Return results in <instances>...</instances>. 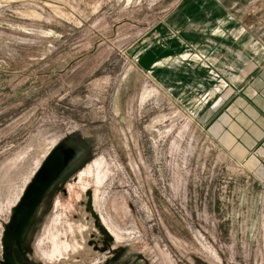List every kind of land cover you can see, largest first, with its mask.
Instances as JSON below:
<instances>
[{
  "label": "rangeland",
  "instance_id": "1",
  "mask_svg": "<svg viewBox=\"0 0 264 264\" xmlns=\"http://www.w3.org/2000/svg\"><path fill=\"white\" fill-rule=\"evenodd\" d=\"M263 25L264 0H0V260L27 186L78 133L90 158L42 206L33 260L264 264L263 187L200 124L215 42L250 54ZM87 188L114 236L104 251Z\"/></svg>",
  "mask_w": 264,
  "mask_h": 264
},
{
  "label": "crops",
  "instance_id": "2",
  "mask_svg": "<svg viewBox=\"0 0 264 264\" xmlns=\"http://www.w3.org/2000/svg\"><path fill=\"white\" fill-rule=\"evenodd\" d=\"M229 41L226 51L221 49L224 43L215 42L213 63L221 81L201 110L200 124L209 126L211 137L264 191V37L251 40L255 43L250 54L243 55H237L235 41ZM257 45L260 48L254 49Z\"/></svg>",
  "mask_w": 264,
  "mask_h": 264
},
{
  "label": "water",
  "instance_id": "3",
  "mask_svg": "<svg viewBox=\"0 0 264 264\" xmlns=\"http://www.w3.org/2000/svg\"><path fill=\"white\" fill-rule=\"evenodd\" d=\"M68 136H80V134L72 133ZM82 142H85L87 145H92V141L90 139H86ZM52 156L53 155L49 153L47 158L44 160L38 172L29 183V186H27L22 199L13 209L9 222H7L4 226V232L1 240L3 255L0 262L2 264H44L30 260L27 257V254L31 252V245L27 242V236L31 227L35 223V214L40 203V199H42L41 197L44 192V184L45 182L47 183L49 178L48 174L44 173V170L49 167L48 163ZM51 162L52 161H50V164ZM53 168H55V166ZM86 195L88 197L85 204L86 210L90 212L94 218V224L103 238V248H99L97 246H95V248L102 251L107 250L114 241V236L108 228L103 225L100 215L94 208L91 189L86 191ZM93 242V240H90L89 244L93 245ZM121 254V250H114L113 256L105 264H117ZM135 256L138 259L145 258L142 253H137Z\"/></svg>",
  "mask_w": 264,
  "mask_h": 264
},
{
  "label": "flooded vegetation",
  "instance_id": "4",
  "mask_svg": "<svg viewBox=\"0 0 264 264\" xmlns=\"http://www.w3.org/2000/svg\"><path fill=\"white\" fill-rule=\"evenodd\" d=\"M86 139L88 138L83 137L82 135L80 136L67 135L62 140H60V142H58L50 152L53 155L50 159V161L52 162L50 164L49 161L48 163L49 167L44 170L45 171L44 173L48 174L49 178L47 183L45 182L44 184V192L41 197L42 199H40V203L37 207V211L35 214L36 217L35 223L37 219H39L40 217V211L42 206L45 203H48L50 199L54 197L55 193H60V192L66 193L65 190L67 185L70 184V182L74 180V177L80 171H82L87 165L92 152V145H87L85 142H82ZM54 166L55 168H53ZM88 189L90 188H87L86 191ZM92 195H93V191H92ZM35 223L33 224V226L35 225ZM33 226L31 227V230L27 236V242L30 245L31 243L29 240V236L33 229ZM92 240L94 241L93 242L94 246L103 248V238L101 237V234H100V241H101L100 245L97 244V241L95 239ZM32 251H33V246L31 245V252L27 254V257L30 260H33V258H31L30 256L32 254ZM112 256L113 253L111 257Z\"/></svg>",
  "mask_w": 264,
  "mask_h": 264
}]
</instances>
